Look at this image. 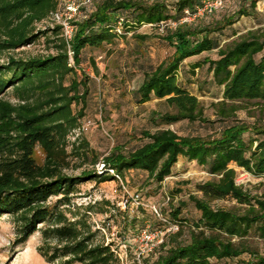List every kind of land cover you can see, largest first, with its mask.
<instances>
[{
    "label": "trees",
    "instance_id": "1",
    "mask_svg": "<svg viewBox=\"0 0 264 264\" xmlns=\"http://www.w3.org/2000/svg\"><path fill=\"white\" fill-rule=\"evenodd\" d=\"M203 1L93 0L66 41L59 24L36 28L56 11V0H0V53L31 45L41 36L55 49L23 57L8 55L0 63V217H11L12 246L22 245L38 232L36 250L47 262L123 264L114 243L90 222L88 213L94 206L72 201L78 185L115 180V175L122 179L136 171L145 173L144 186H159L184 157L212 176L195 184L201 196L189 195L198 217L186 234L182 228L165 234L163 242L141 255V260L144 264H219L249 254V259L233 264H264V254L245 241L252 229L264 238V192L251 195L237 183L233 167L264 177V28L247 30L228 41L212 36L224 34L242 16H251L257 0H244L211 22H180L186 9L194 13ZM120 16L125 21L117 34ZM169 19L178 22L161 37L170 55L145 68L133 91L137 104L164 101L167 108L152 110L148 117L152 128L140 130L138 145L128 149L114 145L102 158L84 138L77 136L71 142L70 135L85 116L89 94L88 76L83 70L77 73L83 50L102 48L127 35L145 40L147 36L138 29ZM211 51H216L215 57L204 56L201 61L208 64L213 84L221 89L220 99L212 105L215 121L223 125L215 135L179 134L170 125L210 121L197 95L180 81L179 70L185 60ZM90 60L98 73L94 58ZM198 66L199 61L193 62L192 67ZM241 110L247 117H239ZM36 150L42 153L41 162L34 156ZM99 161L102 167L97 169ZM87 162L90 168L83 167ZM73 167L83 168L74 174L69 172ZM227 197L247 206L234 210L211 205L212 200ZM186 205L182 201L171 211L172 218L163 216L161 224H184L180 213Z\"/></svg>",
    "mask_w": 264,
    "mask_h": 264
},
{
    "label": "rangeland",
    "instance_id": "2",
    "mask_svg": "<svg viewBox=\"0 0 264 264\" xmlns=\"http://www.w3.org/2000/svg\"><path fill=\"white\" fill-rule=\"evenodd\" d=\"M56 1V11H61L69 0ZM243 1L225 0L226 6L222 10L213 14H203L192 22L203 19L205 22L214 21L223 14L237 9ZM87 9L90 7L81 6L71 23L74 25V22L81 18ZM54 24L50 18H47L36 24V28L44 29ZM163 27L162 30L156 25L143 26L138 29L139 34L147 36L145 40H137L133 35H127L124 39L116 38L113 43L105 44L102 48H85L83 50L82 62L77 73L80 75L83 70L88 76L89 94L86 100L85 116L81 119L80 127L88 120H90V124L87 129H81L80 133L82 134H76L78 130L73 132L69 137L71 142L77 136L84 138L100 158L106 155L114 145L118 144L124 149H128L140 143V130L152 128L148 121L151 111H163L167 108L164 101L158 99L137 104L133 95V91L142 79L144 69L155 67L170 55V49L161 38L169 27ZM257 28H264V0H257L256 11L251 16H242L232 27L226 29L224 34L214 33L212 36L228 41L247 30ZM138 46L139 50L135 51ZM54 51L51 44L46 43L45 38L41 36L31 45L15 51L0 53V63L4 62L8 55L23 57ZM215 55L216 51L206 52L185 60L181 65L180 81L191 93L197 95L203 106L204 117L210 121L188 122L183 120L170 125V128L179 134L215 135L223 125L215 121L216 116L212 105L213 102L220 99L221 89L213 84L208 64L201 61L204 56L215 57ZM92 57L99 68L98 73L91 65ZM198 61L199 66L192 67L193 62ZM73 109L77 110V107L73 106ZM238 115L242 118L247 117L245 110L239 111ZM34 156L38 162H41L42 153L40 150H36ZM72 162L77 164L78 160L73 158ZM84 166L90 168L91 164L87 162ZM95 166L100 169L101 162L99 161ZM83 167H73L69 172L77 174ZM233 167L237 172V183L241 184L251 195H260L264 192V177L251 175L235 165ZM211 177L195 161H188L184 157H180L173 166L171 175L166 177L159 186L154 184L144 186L145 173L129 171L125 178H122L124 188L117 179L102 183L91 180L78 185L72 201L76 205L92 204L94 206L88 213L89 220L94 228L100 229L106 241L114 243L123 264H144L141 255L143 257L149 252L145 242L141 239V231L145 227L165 230V226L161 224L151 207L155 205L162 216H167L170 219L172 218L171 211L178 207L182 201L186 202L187 205L181 208L180 213V217H184L186 222L178 224L173 221L174 223H172L177 225L178 229L182 228L186 234L199 214L193 203L189 201V195L201 196L196 191L195 184L209 180ZM134 193L139 194L138 204L130 202V194ZM125 198H128V202L124 205ZM106 201L109 202V205L105 203ZM211 205L234 210H242L247 206L230 197L212 200ZM133 217L136 218L134 224L130 222ZM13 239L14 229L11 217L3 215L0 217V264H53L42 258L36 250L40 239L38 232L20 246H12ZM245 241L259 254H264V238H260L256 231L252 229ZM250 257L249 254H243L236 259L221 261L219 264H233Z\"/></svg>",
    "mask_w": 264,
    "mask_h": 264
},
{
    "label": "built area",
    "instance_id": "3",
    "mask_svg": "<svg viewBox=\"0 0 264 264\" xmlns=\"http://www.w3.org/2000/svg\"><path fill=\"white\" fill-rule=\"evenodd\" d=\"M93 0H69L66 2L63 6V9L61 11H54L50 14L48 18L52 20V23L59 24L62 28L63 36L66 41H69L74 33V25L71 23V20L73 19L75 13L78 11V9L81 6L89 7L92 4ZM148 2H151L153 0H145ZM225 4V0H204L201 5L197 6L194 13H190L189 10H185L184 15L180 19V22H190L194 20L195 18L203 15V14H210L216 9L223 8ZM124 18L122 16L117 17L116 25H115V32L117 34L122 33V23L124 22ZM178 22L174 20H166L161 21L158 24H151L147 23L143 26H159L162 30L163 26H168L169 28H175L177 26ZM70 55V62H72L71 58V52H69ZM90 124V120H88L84 125L79 127L78 129L74 130L76 134H80L81 129L85 130L87 129L88 125ZM102 167V164H101ZM111 173H113V170H110ZM115 178L120 182V184L123 186L122 179L115 175ZM128 202V198H125L123 201V204L125 205ZM130 202L138 204L139 203V194L134 193L130 194ZM153 212L155 215L160 219L165 221L163 218L161 212L156 208L155 205L152 207ZM178 227L175 224H172L170 222H166L165 230L162 229H149L148 227L143 228V230L140 233L141 239L145 242V245L147 247V251L151 252L157 245H159L161 242H163L165 234L170 233L173 230H177ZM119 254V253H118ZM120 257V255H119ZM121 258V257H120ZM122 259V258H121Z\"/></svg>",
    "mask_w": 264,
    "mask_h": 264
}]
</instances>
